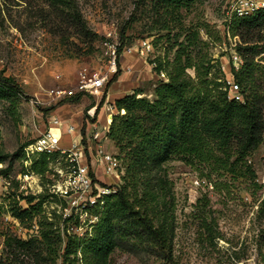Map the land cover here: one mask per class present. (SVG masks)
<instances>
[{
    "label": "rangeland",
    "instance_id": "obj_1",
    "mask_svg": "<svg viewBox=\"0 0 264 264\" xmlns=\"http://www.w3.org/2000/svg\"><path fill=\"white\" fill-rule=\"evenodd\" d=\"M227 3L193 0L189 7L173 11L161 0H0V74L13 78L29 97L0 88V264H95L88 247L106 202L90 208L83 223L79 218L64 220L61 206L66 202L51 198L48 188L59 178L54 168L66 170L65 160L47 161L36 195L20 192L18 178L28 172L38 175L35 171L44 164L29 146L49 129L52 113L62 122L71 119L79 124L99 103L97 128L89 131L81 160L90 164L99 184L116 192L126 186L130 196L144 197V203L154 206L149 215L155 216L156 225L157 214H167L170 233L167 245L160 246L144 228L131 227L128 216L118 217L113 243L98 264H264V194L257 181L264 173V143L244 154L237 145L222 150L213 144L217 158L234 163L232 170L214 171L198 162L190 166L173 157L160 169L152 163L129 185L124 154L109 137L111 124L101 121L104 112L112 120L125 113L117 110L116 101L127 94L140 91L138 98L154 101L156 87L167 79L166 69H155L161 62H173L181 46L187 47L184 52L194 63L209 69L208 78L226 86L228 80L237 83L235 73L250 63L257 65L256 88L239 85L240 103L246 97L264 103V29L245 34L244 39L234 36ZM72 17L93 35H80ZM197 31L198 45L189 46L187 37ZM106 42L122 50L117 79L109 82L102 97L51 94L74 88L83 72L104 71ZM188 73L196 77L194 69ZM49 107L55 109L45 116L41 110ZM60 129L61 125L52 130L59 146L70 148L75 132ZM79 134L82 137L81 129ZM104 155L119 161L113 175L106 173ZM149 193L156 194L155 203ZM7 213L20 220V232L5 223ZM44 235L49 237L47 244ZM19 239L32 243L23 248ZM8 240H14L10 248Z\"/></svg>",
    "mask_w": 264,
    "mask_h": 264
},
{
    "label": "trees",
    "instance_id": "obj_2",
    "mask_svg": "<svg viewBox=\"0 0 264 264\" xmlns=\"http://www.w3.org/2000/svg\"><path fill=\"white\" fill-rule=\"evenodd\" d=\"M161 1L167 9L173 11L187 8L193 2V0ZM72 19L79 28L80 35L85 37L93 35L85 23L79 22L76 17ZM230 23L229 29L233 35L244 39L245 34L264 29V10L251 16L234 17ZM199 40L198 31L190 39L187 37L189 46L198 45ZM185 49L187 47L179 48L173 62L165 61V64L161 62L156 67V72L167 70V79L156 87L154 101L145 97L138 98L140 91L127 94L116 101L117 110L119 112L124 110L125 113L113 117L109 137L115 141L120 154H124L127 164L126 180H131L129 185L152 163L157 164L160 169L173 157L180 158L190 166L198 162L208 167L213 166L214 171L232 170L234 163H230V159L217 158L213 144L222 150L230 145H237L240 154H244L264 143V103L258 98L248 97L243 103L230 100L226 84L208 78L209 69H202L199 64L194 63L193 58L184 52ZM121 50L122 47L119 48V53ZM256 67L257 65L250 63L246 69L235 73L238 85L250 84V88L255 89ZM189 69L195 70V78L190 76ZM262 69L264 70L263 67ZM117 76L118 74L112 80L115 81ZM0 88L29 98L13 78L2 74H0ZM79 98L80 96H77L72 101ZM101 105L100 103L97 105V115ZM54 109L55 107H49L41 112L46 116ZM96 113L94 118L88 115L82 122L81 134L85 150H87L86 137L90 127L98 119ZM40 158L44 164L35 172L42 175L47 170L46 164L47 161L49 163V159L46 154H41ZM57 158L58 154L51 156L53 160ZM88 165L90 166L89 163ZM91 176L97 181L92 171ZM100 185L106 187L105 184L100 183ZM160 186H163L162 182ZM148 196H151L149 199L153 203L156 202L155 193L153 196L149 193ZM143 199L144 197L139 199L136 193L130 196L126 186L106 198L104 214L98 224L95 238L88 247V251L95 256V264L106 256L104 255L106 248L113 243L114 222L118 217L128 216L131 227H142L160 246L167 245L170 233L168 215L162 214L163 212L158 213L156 217L159 221L156 225L155 216L149 215V211L154 210V206L149 207ZM12 241H6V247H12ZM43 241L47 244L48 235L43 236ZM70 241L72 243V240ZM17 243L23 248H29L32 242L19 239Z\"/></svg>",
    "mask_w": 264,
    "mask_h": 264
},
{
    "label": "built area",
    "instance_id": "obj_3",
    "mask_svg": "<svg viewBox=\"0 0 264 264\" xmlns=\"http://www.w3.org/2000/svg\"><path fill=\"white\" fill-rule=\"evenodd\" d=\"M260 10H264V0H228L226 6V17L228 20H232L234 17L251 16ZM105 46V53L108 63L104 71L93 73L83 72L80 75L79 80L74 88H71L70 90H55L51 92V94L54 93L57 98L64 95L77 94H84L89 95L93 98H99L109 82L119 72V47L114 44H108V42L105 43ZM161 75L163 77L165 76L164 73H161ZM227 83V89L229 90V99L236 102L242 101L243 96L240 92L239 85L234 82V80H228ZM96 109L97 106H93L88 111V115L90 116V118L95 117ZM49 123V129L42 135L38 136V138H36V141L30 144L29 149L32 152L36 153L38 156H40L41 154L48 155L49 160L51 159L52 155L58 154V163L62 160L66 161V170L57 167L54 168V171L58 173L59 178L56 180V182L49 185L48 191L51 195V198L56 197L66 202V205L61 206L64 220L70 221L73 218H79L81 223H83V215H86V212L90 208L102 207L106 202L107 196L115 194L116 191L111 188L101 186L97 181H95L91 176V170L88 163L81 160V151L85 152V147L84 145H82L81 149L78 148V145L81 144L82 137L79 134V130H76V125L70 124L67 129V133L75 132V134H77L76 136L74 135V138L72 140L73 146L71 148H62L59 146L58 138L52 131L53 125H61L60 119H52L51 121H49ZM92 127L97 128L96 123L92 124ZM98 136L99 133L95 135L96 138ZM74 139L77 141H75ZM102 160L105 164L106 173L113 175L115 172H117L119 161L115 156L104 155ZM55 172H53L52 175L55 176ZM50 174V171H47L45 175L46 177H49ZM42 177L43 176L41 174L36 175L31 172L21 174L18 178V180L21 182L20 192H22V190H25L27 191V193L36 195L35 189L40 186L39 182ZM257 181L260 184L262 193L264 194V173ZM4 185L5 188H8L7 183ZM4 221L6 224L11 225L10 227L17 230L18 232L21 231L20 220L14 218L11 213H7L4 216Z\"/></svg>",
    "mask_w": 264,
    "mask_h": 264
},
{
    "label": "crops",
    "instance_id": "obj_4",
    "mask_svg": "<svg viewBox=\"0 0 264 264\" xmlns=\"http://www.w3.org/2000/svg\"><path fill=\"white\" fill-rule=\"evenodd\" d=\"M95 106H97V105H95ZM106 115H107V112H104V113L102 114V118H101V121H103L104 124H105V123L108 124L107 121H106ZM51 116H52L51 118H53V119H56V118L59 117V115L56 114V113H52ZM51 118H49V121L52 120ZM59 118H60V117H59ZM82 121H83L82 119H80L79 121H77V122H79V124H78V123L72 122L71 119H67V120H64L63 122L61 121V128H62V129L65 128V131L67 132V129H68L69 125H70V124H74V125H76V128H77L76 130L78 131V130L81 129ZM54 126H55V125H53L52 127H54ZM90 128H92V127H90ZM93 128H94V127H93ZM62 129H60L61 132H63ZM90 130H91V129H90ZM68 134H69V133H68ZM76 135H77V134H75V136H76Z\"/></svg>",
    "mask_w": 264,
    "mask_h": 264
},
{
    "label": "bare ground",
    "instance_id": "obj_5",
    "mask_svg": "<svg viewBox=\"0 0 264 264\" xmlns=\"http://www.w3.org/2000/svg\"><path fill=\"white\" fill-rule=\"evenodd\" d=\"M106 121H107V123H108V125L109 124H111L112 123V115L110 114V113H108L107 112V116H106ZM60 126V125H59ZM58 125H55L54 127H52V130L54 129V128H58L59 127ZM72 144V143H71ZM70 144V145H71ZM73 146V144L71 145V147ZM61 147V146H60ZM70 147V148H71ZM82 152V151H81Z\"/></svg>",
    "mask_w": 264,
    "mask_h": 264
}]
</instances>
